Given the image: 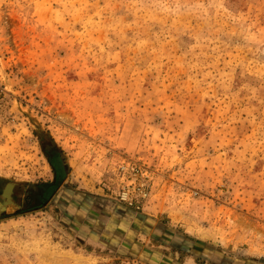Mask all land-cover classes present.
Returning <instances> with one entry per match:
<instances>
[{
    "label": "rangeland",
    "instance_id": "374dc122",
    "mask_svg": "<svg viewBox=\"0 0 264 264\" xmlns=\"http://www.w3.org/2000/svg\"><path fill=\"white\" fill-rule=\"evenodd\" d=\"M1 179L0 264H264V0H0Z\"/></svg>",
    "mask_w": 264,
    "mask_h": 264
},
{
    "label": "crops",
    "instance_id": "0c3cea01",
    "mask_svg": "<svg viewBox=\"0 0 264 264\" xmlns=\"http://www.w3.org/2000/svg\"><path fill=\"white\" fill-rule=\"evenodd\" d=\"M76 195V194H75ZM77 196L78 197H80V198H82L83 196H80L79 194H77ZM12 198H14V197H12ZM63 198V197H62ZM62 203H64L65 205H66V203H70V201H66L65 202V200H64V198L62 199ZM83 203H84V201H83ZM71 204V208H73L74 207V205L73 204H75V202H74V200H73V202H71L70 203ZM63 205V204H62ZM85 206H83L82 204L81 205H79V206H77V207H79L78 209H83V208H85V210H87V209H91V207H92V203H88V204H84ZM109 205V204H108ZM108 205H106L107 206V208H109V206ZM73 206V207H72ZM81 206H83V207H81ZM107 210V209H106ZM118 211V210H117ZM100 212H101V214H104L105 216H106V212L102 209V210H100ZM118 213H120V212H118ZM67 214H68V217L69 218H72L73 220H72V223H73V225H76V226H79V219H81V217H82V214L81 213H77V214H75V215H73L71 212H70V210L67 212ZM84 214V213H83ZM127 214H129V216H132L131 214V211H129ZM73 216H74V218H73ZM76 218V219H75ZM77 218H79V219H77ZM124 222L125 223H128V225H130V227H127V229H125V232H124V227L121 225H116V224H113V225H110V227H111V230L113 231V232H116V233H118L119 234V236L121 235V236H123L124 235V237L125 238H129V236H132L133 235V233H134V231H133V229H131V222H129L127 219H124ZM117 227L119 228V229H117ZM136 227H138L137 226V224H136ZM127 234V235H126ZM128 241L129 240H126V242L128 243ZM118 243H122L123 244V241L122 240H118Z\"/></svg>",
    "mask_w": 264,
    "mask_h": 264
},
{
    "label": "bare ground",
    "instance_id": "6f19581e",
    "mask_svg": "<svg viewBox=\"0 0 264 264\" xmlns=\"http://www.w3.org/2000/svg\"><path fill=\"white\" fill-rule=\"evenodd\" d=\"M58 179H56L55 184L47 186V193L44 195V200H47L48 197L58 186ZM15 186L9 181H0V214H3V211L6 210L7 206L12 204V197H14ZM82 196V194H79Z\"/></svg>",
    "mask_w": 264,
    "mask_h": 264
}]
</instances>
